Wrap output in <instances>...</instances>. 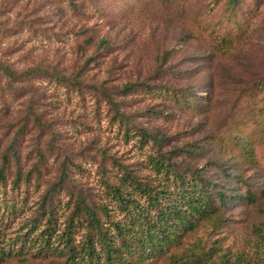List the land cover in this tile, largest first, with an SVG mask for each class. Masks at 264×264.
Listing matches in <instances>:
<instances>
[{"label":"rangeland","instance_id":"374dc122","mask_svg":"<svg viewBox=\"0 0 264 264\" xmlns=\"http://www.w3.org/2000/svg\"><path fill=\"white\" fill-rule=\"evenodd\" d=\"M213 2L191 0L185 9L163 0H0V60L16 72L34 71L16 82L0 69V169L15 176L20 163L23 177L30 172L40 183L27 194L32 212L28 208L14 228L33 215L63 173L66 197L92 198L104 170L146 175L148 150L115 124L119 115L130 126L166 137L163 149L174 162L204 170L230 198L224 243L252 252L257 229L264 231V0L254 40L226 55L207 47L192 19ZM215 9L219 18L222 8ZM160 86L192 96L197 109L178 106L171 95L158 98ZM245 114L250 120L240 129L243 136L254 135L256 161L243 162L241 170L221 138ZM181 148L190 153H172ZM248 187L260 196L261 209L240 200L247 199ZM7 264L62 263L29 258Z\"/></svg>","mask_w":264,"mask_h":264},{"label":"trees","instance_id":"16d2710c","mask_svg":"<svg viewBox=\"0 0 264 264\" xmlns=\"http://www.w3.org/2000/svg\"><path fill=\"white\" fill-rule=\"evenodd\" d=\"M163 2L168 7L185 9L192 4L191 0ZM258 3L259 0H214L192 19L202 29L207 47L213 53L226 55L254 40ZM219 5L222 15L218 18L215 8ZM94 10L103 12L100 6ZM0 69L16 82L34 73L32 69L16 72L2 60ZM260 86L264 92V82ZM144 93L151 94L150 87ZM156 94L158 98L171 95L178 106L197 109L193 97L183 91L160 86ZM111 101L117 105L113 98ZM249 120V114H245L241 122L235 123V130L221 138L225 150L236 155L241 170L243 162L256 161L254 135L243 136L240 129ZM115 124L127 138L136 140L141 151L148 150L143 163L147 172L137 175L119 170L114 175L104 170L95 198L82 193L66 197L64 183L68 177L63 173L34 205L33 215L14 228L18 217L30 208L27 194L40 183L32 181L30 172L24 178L20 163L15 176L0 169V264L29 258L59 260L62 264H264V231L257 229L259 240L253 244L252 252L233 251L224 243L222 234L230 222V198L214 188L204 170L174 162L173 155L163 149L166 137L130 126L123 116L115 117ZM211 142L215 143L213 139ZM183 152L190 153L184 148L172 153ZM8 161L6 156L5 164L10 168ZM241 170L238 168V172ZM113 175L115 183L109 177ZM245 199L247 202L240 198L254 209L262 208L260 196L250 187ZM32 210L31 205L28 212Z\"/></svg>","mask_w":264,"mask_h":264}]
</instances>
